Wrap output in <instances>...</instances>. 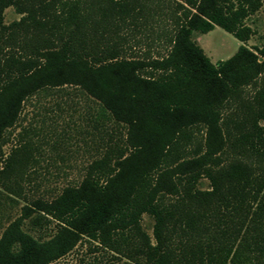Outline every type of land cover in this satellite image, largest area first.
Masks as SVG:
<instances>
[{"label": "trees", "instance_id": "16d2710c", "mask_svg": "<svg viewBox=\"0 0 264 264\" xmlns=\"http://www.w3.org/2000/svg\"><path fill=\"white\" fill-rule=\"evenodd\" d=\"M175 3L166 53L133 58L119 32L162 13L161 0H0V147L27 100L65 87L124 128L77 185L22 208L0 235V264H52L83 240L110 264H264V42L213 64L192 39L219 27L248 42L245 20L264 0ZM9 7L20 18L5 25ZM30 151L15 147L5 173L22 175ZM27 219L54 223L53 235L30 236Z\"/></svg>", "mask_w": 264, "mask_h": 264}, {"label": "rangeland", "instance_id": "374dc122", "mask_svg": "<svg viewBox=\"0 0 264 264\" xmlns=\"http://www.w3.org/2000/svg\"><path fill=\"white\" fill-rule=\"evenodd\" d=\"M161 1L162 13L145 15L147 19L143 21L141 18L138 29L131 24L121 28L119 35L125 38L122 43L123 56L157 58L166 53L172 30L171 14L177 11V0ZM149 4L152 6V3ZM19 18L20 15L12 7L3 12L5 25ZM245 24L254 31L246 43L238 41L219 27H214L204 35L194 33L192 39L216 64L231 57L241 45L250 50L262 45L264 4L245 20ZM253 92L251 88L246 89L245 98H250ZM123 136L122 126L102 118L97 104L72 87L39 92L27 100L18 121L5 133V143L0 147V235L10 222L21 215L22 208L29 206V201L36 198L51 199L66 186L77 185L88 164L100 158L108 145L121 144ZM202 140L203 132L196 133L195 141ZM26 143L31 149L33 160L22 175H7L6 159L15 147ZM197 187L206 190L209 182L201 178ZM141 225L151 236V217L142 215ZM22 229L36 239L46 240L53 235L55 225L48 223L34 226L27 219ZM111 261L107 252L95 251L83 240L71 253L52 264H110ZM115 263L122 264V261Z\"/></svg>", "mask_w": 264, "mask_h": 264}]
</instances>
